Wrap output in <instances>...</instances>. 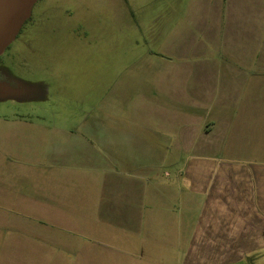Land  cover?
Instances as JSON below:
<instances>
[{"label":"rangeland","instance_id":"obj_1","mask_svg":"<svg viewBox=\"0 0 264 264\" xmlns=\"http://www.w3.org/2000/svg\"><path fill=\"white\" fill-rule=\"evenodd\" d=\"M203 1H30L0 49V264H184L100 214L94 151L111 140L94 133L174 118L164 70L194 67V35L196 52L217 51L195 26ZM167 158L173 175L188 156Z\"/></svg>","mask_w":264,"mask_h":264},{"label":"crops","instance_id":"obj_2","mask_svg":"<svg viewBox=\"0 0 264 264\" xmlns=\"http://www.w3.org/2000/svg\"><path fill=\"white\" fill-rule=\"evenodd\" d=\"M201 11L195 26L217 51L196 52L193 32L194 67L164 70L179 98L162 107L174 118L94 133L111 140L94 151L99 212L153 251L184 252V264H264V0L203 1ZM172 153L188 156L170 162L173 175Z\"/></svg>","mask_w":264,"mask_h":264},{"label":"water","instance_id":"obj_3","mask_svg":"<svg viewBox=\"0 0 264 264\" xmlns=\"http://www.w3.org/2000/svg\"><path fill=\"white\" fill-rule=\"evenodd\" d=\"M31 0H0V49L8 42L10 33Z\"/></svg>","mask_w":264,"mask_h":264}]
</instances>
